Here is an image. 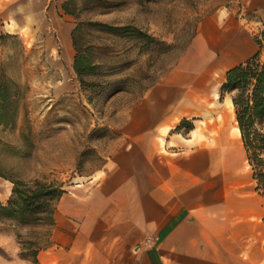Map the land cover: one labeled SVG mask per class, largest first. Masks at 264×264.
I'll list each match as a JSON object with an SVG mask.
<instances>
[{
  "label": "rangeland",
  "instance_id": "1",
  "mask_svg": "<svg viewBox=\"0 0 264 264\" xmlns=\"http://www.w3.org/2000/svg\"><path fill=\"white\" fill-rule=\"evenodd\" d=\"M237 26L263 37L264 0H0V203H9L18 179L65 190L96 181L135 108L181 64L203 28L214 34ZM79 52L95 65L86 83L74 67ZM227 66L207 65L198 74L214 76L193 88L195 101L208 93L211 114L197 109L210 118L203 123L224 120L234 92L217 86ZM225 120L240 136L235 107ZM203 131L192 134L202 138ZM53 230L43 221L0 219V264L51 246Z\"/></svg>",
  "mask_w": 264,
  "mask_h": 264
},
{
  "label": "crops",
  "instance_id": "2",
  "mask_svg": "<svg viewBox=\"0 0 264 264\" xmlns=\"http://www.w3.org/2000/svg\"><path fill=\"white\" fill-rule=\"evenodd\" d=\"M207 31L135 108L96 181L61 195L53 244L37 264H264V194L241 135L227 126L234 104L206 124L197 109L211 114L208 93L193 98L197 83L214 77L198 76L207 65L227 64V74L259 45L238 26Z\"/></svg>",
  "mask_w": 264,
  "mask_h": 264
},
{
  "label": "trees",
  "instance_id": "3",
  "mask_svg": "<svg viewBox=\"0 0 264 264\" xmlns=\"http://www.w3.org/2000/svg\"><path fill=\"white\" fill-rule=\"evenodd\" d=\"M262 36L260 34L255 37L259 49L245 61L227 71L222 89L234 92L232 100L241 137L253 167L258 188L264 194V60H260L261 50L264 48V31ZM74 40L76 44L75 36ZM74 67L83 83H86L84 75L95 70L93 62L80 52L75 57ZM119 89L122 88L114 87V90ZM3 97L5 96L0 92V108L3 105L1 104ZM65 191L61 185L54 182L49 183L40 179L14 180L9 203H0V219L23 224L43 221L53 227L55 201ZM50 233L51 230H49ZM40 249L38 247L31 253L21 252V256L31 258L36 263Z\"/></svg>",
  "mask_w": 264,
  "mask_h": 264
},
{
  "label": "bare ground",
  "instance_id": "4",
  "mask_svg": "<svg viewBox=\"0 0 264 264\" xmlns=\"http://www.w3.org/2000/svg\"><path fill=\"white\" fill-rule=\"evenodd\" d=\"M216 96H218V94H216ZM228 102H229L230 106H233V101L232 100L229 99Z\"/></svg>",
  "mask_w": 264,
  "mask_h": 264
}]
</instances>
